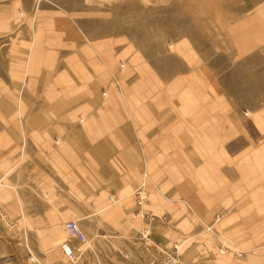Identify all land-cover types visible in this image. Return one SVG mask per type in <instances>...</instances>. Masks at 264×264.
Returning <instances> with one entry per match:
<instances>
[{
    "label": "rangeland",
    "instance_id": "374dc122",
    "mask_svg": "<svg viewBox=\"0 0 264 264\" xmlns=\"http://www.w3.org/2000/svg\"><path fill=\"white\" fill-rule=\"evenodd\" d=\"M41 71L73 94L96 92L107 101L116 96L121 105L138 109V117L141 105L159 100L174 109L183 105L188 120L203 105L223 118L232 107V123L225 127H231V143L223 135L216 145L199 147L211 157L223 153L228 143L233 159L217 161L216 169L232 165L226 167L242 178L231 183L225 175L214 182L194 176L198 193L187 198L189 203L175 205L163 194L167 189L176 197L180 193L171 192L170 184L159 188L164 174L153 173L151 162L137 186L119 197L85 193L80 190L82 171L34 177L33 171H8L14 167L9 162L3 171L0 133V264H99L93 254L97 237L119 226L124 206L138 205L134 191L147 172L149 195L142 212L165 202L171 209L147 212L154 219L146 222L138 205L130 218L138 233L136 257H121V263L264 264V0H0L2 132L3 97L9 103L16 98L3 96V78L24 83L28 76L31 83ZM20 116L16 111L12 119ZM192 117L197 119L198 113ZM239 119L247 128L248 144L239 137ZM243 145L248 147L242 160L247 174L240 171L235 154ZM158 159L164 160L162 155ZM22 176L28 182H21ZM93 176L89 171L91 189ZM65 199L72 201L71 207H63ZM34 214L48 223H34ZM67 221L78 222L87 235L85 243L70 242ZM155 227L157 239L152 238ZM147 228L150 244L141 238ZM64 244L80 247L74 261L67 258Z\"/></svg>",
    "mask_w": 264,
    "mask_h": 264
},
{
    "label": "crops",
    "instance_id": "0c3cea01",
    "mask_svg": "<svg viewBox=\"0 0 264 264\" xmlns=\"http://www.w3.org/2000/svg\"><path fill=\"white\" fill-rule=\"evenodd\" d=\"M8 73L9 71L7 76ZM42 73L41 71L38 80L31 83L28 76L24 77V83L14 81L11 76L10 79L6 77L7 80L3 78V96L16 97L11 103L3 97V132L0 129V133H3V171H7L4 162L7 165L8 162L14 164L8 171H33L36 173L34 177L57 178L58 171H82L85 179L81 174V191L108 192L119 197L118 193L129 186H137L141 173L148 171L153 162L156 166L153 173L159 171L164 174L163 181L162 178L159 180V188L170 184L173 188L171 192L180 193L176 197L167 189L163 194L167 202H175V205L179 201L186 202L187 198L198 193L194 176L214 182L217 176L222 179V175H225L231 183L241 181L242 175L226 167L232 165L225 164L223 170L216 169L217 161L233 159L228 143L224 144L223 153L215 148L220 151L211 157L204 155L207 152H200L203 143L216 145L220 142L218 138L223 135L231 143V127H225L232 123V107L223 118L210 105H203L188 120L185 119L183 105L175 104L174 109L172 105L163 104L158 99L159 102L154 104L141 105V114L138 117V109L135 110L128 103L121 105L116 96L107 101L96 92L93 95L80 92L73 94L66 87L55 86L52 77ZM16 111L21 116L12 119ZM195 113H198V117L193 120ZM79 117L82 120H78ZM234 117L238 123L237 116ZM239 122V137L248 144L247 128L240 119ZM247 148L240 146L239 153H235L240 156V171L245 174L248 172L247 164L242 160L246 156ZM163 154L169 157L170 164ZM159 155L164 160H159ZM89 171H94L95 189L88 187ZM23 177L21 182H28ZM58 181L63 184L61 177ZM240 186L243 185L240 183ZM71 203L70 199H65L63 207H71ZM148 204L151 206V201ZM163 204L157 203L154 209L152 207L145 211L169 212L171 207L166 202ZM123 210L125 214L117 222L119 226L112 227L110 233H101L96 239L97 245L93 254L100 261L99 264L101 261L105 264L104 261L108 260L113 262L109 264H123L121 261L125 260L121 257H136L133 253L138 233L132 227L134 224L130 218L135 211H139V207L136 204L127 205ZM32 217L35 219L34 223H48L44 216L34 214ZM157 230V227L153 230V239H157ZM72 241L74 240H70Z\"/></svg>",
    "mask_w": 264,
    "mask_h": 264
},
{
    "label": "built area",
    "instance_id": "2783aa9c",
    "mask_svg": "<svg viewBox=\"0 0 264 264\" xmlns=\"http://www.w3.org/2000/svg\"><path fill=\"white\" fill-rule=\"evenodd\" d=\"M150 178L151 176L148 172L144 173L141 185H139V187L134 191L136 202L141 208L140 211L138 212V215L146 219V222L147 221L152 222V220L154 219L152 213L151 215V214H148L147 212L146 213L142 212L144 211V209L141 207L142 205H144V202H146L148 195H149L148 194V184H149L148 182L150 181ZM110 200L112 202L115 201L113 196H110ZM159 218L163 219L162 217H159ZM64 229L70 240H74L77 243H85L87 241V235L83 231V229L81 228V226L78 224L77 221H67L64 224ZM145 232L146 233H141V238L142 240H145L146 244H150L151 240L148 237L149 228H147ZM63 250L67 258L71 261H74L77 257V253L81 252L80 247L78 246L70 247L67 244L63 245Z\"/></svg>",
    "mask_w": 264,
    "mask_h": 264
}]
</instances>
